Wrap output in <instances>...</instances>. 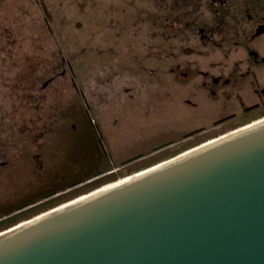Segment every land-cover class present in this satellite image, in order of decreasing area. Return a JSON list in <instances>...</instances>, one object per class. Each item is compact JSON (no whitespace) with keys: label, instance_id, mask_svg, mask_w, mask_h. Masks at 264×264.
Wrapping results in <instances>:
<instances>
[{"label":"rangeland","instance_id":"obj_1","mask_svg":"<svg viewBox=\"0 0 264 264\" xmlns=\"http://www.w3.org/2000/svg\"><path fill=\"white\" fill-rule=\"evenodd\" d=\"M183 7L180 0H0V163L9 164L0 170V197L25 188L26 179L40 188L28 199L63 192L23 223L185 154L188 146L121 167L217 117L220 109L204 91L190 98L173 81L178 75L171 68L209 69L227 51L211 48L212 42L203 46L196 31L181 32L202 13L212 24L203 5L187 18ZM60 128L83 130L82 141L72 151L77 155L51 157L59 171L58 179L48 177L58 183L52 185L39 160ZM103 160L107 166L96 170L111 168L114 177L96 178L97 171L87 169ZM81 180L97 183L69 188Z\"/></svg>","mask_w":264,"mask_h":264},{"label":"water","instance_id":"obj_2","mask_svg":"<svg viewBox=\"0 0 264 264\" xmlns=\"http://www.w3.org/2000/svg\"><path fill=\"white\" fill-rule=\"evenodd\" d=\"M0 264H264V122L3 234Z\"/></svg>","mask_w":264,"mask_h":264},{"label":"flooded vegetation","instance_id":"obj_3","mask_svg":"<svg viewBox=\"0 0 264 264\" xmlns=\"http://www.w3.org/2000/svg\"><path fill=\"white\" fill-rule=\"evenodd\" d=\"M180 4L185 8L183 11H185L186 18L192 14L194 9L198 7L200 10L203 5L211 14L209 20L212 21V24H208L202 13L194 18V23L186 20L183 25L184 30L182 29L181 32L196 31L203 46H208L207 42H212L211 48L214 47L217 50L227 48V51H221L222 60L215 59L211 62L209 69L193 68L192 66H185L182 70L178 69L180 66L171 68V72L178 75L174 76L173 81H177L180 90H184V95L190 98L198 97L200 92L204 91L207 94L206 99L214 105V108L220 109V112L213 119L211 125L194 128L184 134L180 140L161 146L151 154L143 155L132 163L123 165L126 162L124 161L121 167L178 147H180L178 150L181 151L185 146H188L186 149L189 151L185 152L188 154L264 122V0H180ZM199 20L203 22H198ZM225 43H228V47H223ZM230 57L233 59L228 61ZM197 79H199L198 83ZM164 85L163 89L166 91V95L171 97L172 89L170 86ZM245 93H249L251 96L247 97ZM188 101L190 100L186 99V102ZM88 120L91 121L89 116ZM42 152L43 150L39 161L42 171H44ZM185 154L176 155L172 160ZM29 160L32 161V159ZM8 165L7 162H1L0 170ZM111 171V169L108 171L99 170L96 173L103 172L100 177L102 179L114 177L115 175ZM95 181H85L84 183L81 180L79 181L82 182L81 185L72 188L91 187L97 183ZM25 184V188L22 189L21 186L11 196L0 197V236L57 210L43 213L23 223V218L26 219L34 212L54 205L63 193L51 190L41 197L36 196L28 199L40 188L36 185L34 187L27 185V179Z\"/></svg>","mask_w":264,"mask_h":264},{"label":"trees","instance_id":"obj_4","mask_svg":"<svg viewBox=\"0 0 264 264\" xmlns=\"http://www.w3.org/2000/svg\"><path fill=\"white\" fill-rule=\"evenodd\" d=\"M24 79H22V80H24ZM19 83H22V82L20 81ZM82 132H83V130H82ZM82 132H80V133L78 132L77 133L76 131H73L72 132L70 129L69 130L68 129H61L60 132H58V134L56 136V141L53 142V143H51L48 147H46V148L43 149V152H42V156H43V168H44V171L45 172L48 171L45 174H48V175L50 174V176L47 175L45 177L46 180L49 181L48 182L49 184L57 185L58 183L55 182V179H58V175H59V171L57 169H56L57 171L54 169V167H56L55 166L56 163H54V161L53 162L51 161V157H53V155H55V153H59V154H63V155L70 153L71 156L77 155V154H73L72 151L75 150L74 151V153H75L78 150V148L80 147V144H81L80 142L82 141V139H81ZM107 162L108 161H106V160H103L101 162H97V163H95L93 165V167L87 168V169L91 173L92 172L94 173L95 170H96V168H97V166H107L106 165ZM29 164H30L29 162H26V166H29ZM87 169H83V171L84 172H88ZM110 169H108V170H110ZM108 170H104V171H108ZM96 171L98 172L99 170H96ZM79 173H82V170L79 171ZM53 174H57V177L55 179H53V180H48V177H51V175H53ZM46 180L43 179V181H46ZM45 183H44V188L46 187V184ZM51 187H54V186H50L48 189H50ZM65 206H67V205H64V206L60 207V209L63 208V207H65Z\"/></svg>","mask_w":264,"mask_h":264},{"label":"bare ground","instance_id":"obj_5","mask_svg":"<svg viewBox=\"0 0 264 264\" xmlns=\"http://www.w3.org/2000/svg\"><path fill=\"white\" fill-rule=\"evenodd\" d=\"M161 166V165H160ZM159 167V166H158ZM129 180V179H128ZM125 182V181H124Z\"/></svg>","mask_w":264,"mask_h":264}]
</instances>
